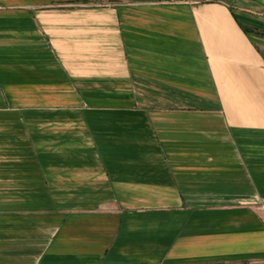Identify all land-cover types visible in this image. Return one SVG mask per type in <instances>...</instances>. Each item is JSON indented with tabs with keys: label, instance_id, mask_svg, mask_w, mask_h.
Here are the masks:
<instances>
[{
	"label": "crops",
	"instance_id": "obj_1",
	"mask_svg": "<svg viewBox=\"0 0 264 264\" xmlns=\"http://www.w3.org/2000/svg\"><path fill=\"white\" fill-rule=\"evenodd\" d=\"M0 264H264V0H0Z\"/></svg>",
	"mask_w": 264,
	"mask_h": 264
}]
</instances>
